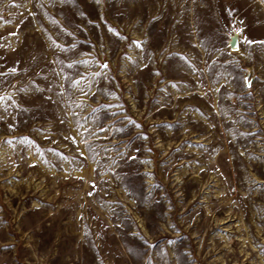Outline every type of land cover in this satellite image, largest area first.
Here are the masks:
<instances>
[{"label": "rangeland", "instance_id": "obj_1", "mask_svg": "<svg viewBox=\"0 0 264 264\" xmlns=\"http://www.w3.org/2000/svg\"><path fill=\"white\" fill-rule=\"evenodd\" d=\"M261 41L264 0H0V264H264Z\"/></svg>", "mask_w": 264, "mask_h": 264}, {"label": "water", "instance_id": "obj_2", "mask_svg": "<svg viewBox=\"0 0 264 264\" xmlns=\"http://www.w3.org/2000/svg\"><path fill=\"white\" fill-rule=\"evenodd\" d=\"M237 36L238 34L235 32L231 37H230V41H229V45L232 49H236L237 48Z\"/></svg>", "mask_w": 264, "mask_h": 264}, {"label": "bare ground", "instance_id": "obj_3", "mask_svg": "<svg viewBox=\"0 0 264 264\" xmlns=\"http://www.w3.org/2000/svg\"><path fill=\"white\" fill-rule=\"evenodd\" d=\"M231 36H232V35H231ZM231 36H230V37H231ZM229 41H230V40H229ZM237 43H238V36H237ZM237 48H238V45H237ZM237 48H236V49H237Z\"/></svg>", "mask_w": 264, "mask_h": 264}, {"label": "snow or ice", "instance_id": "obj_4", "mask_svg": "<svg viewBox=\"0 0 264 264\" xmlns=\"http://www.w3.org/2000/svg\"><path fill=\"white\" fill-rule=\"evenodd\" d=\"M237 31H239V29H237ZM261 43H264V41H261Z\"/></svg>", "mask_w": 264, "mask_h": 264}]
</instances>
